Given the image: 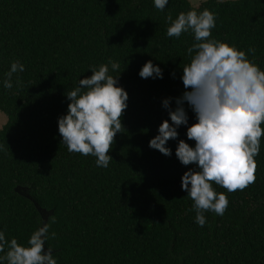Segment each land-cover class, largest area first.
I'll return each instance as SVG.
<instances>
[{
	"label": "trees",
	"instance_id": "16d2710c",
	"mask_svg": "<svg viewBox=\"0 0 264 264\" xmlns=\"http://www.w3.org/2000/svg\"><path fill=\"white\" fill-rule=\"evenodd\" d=\"M205 8L216 14L212 38L245 51L264 70V0H206L197 7L169 0L164 11L153 0H0V112L7 118L0 129V231L6 239L27 245L42 226L36 202L53 211L46 248L57 264H264V137L255 182L233 193L213 185L229 204L223 216L206 212L203 227L181 190V176L196 166L175 157L178 140L194 147L186 138L196 122L187 103V126L166 144L172 155L148 146L169 119L162 100L185 91L180 77L194 43L191 33L167 37L166 16ZM109 58L120 64L117 71L109 65V75L129 99L123 131L108 153L112 161L101 168L95 157L67 151L57 120L67 114L65 94L91 76L89 66ZM149 60L163 79L139 77ZM13 61L24 71L5 89ZM16 187L26 188L30 199Z\"/></svg>",
	"mask_w": 264,
	"mask_h": 264
},
{
	"label": "clouds",
	"instance_id": "9594fccd",
	"mask_svg": "<svg viewBox=\"0 0 264 264\" xmlns=\"http://www.w3.org/2000/svg\"><path fill=\"white\" fill-rule=\"evenodd\" d=\"M169 0H153L154 8L164 11ZM166 35L179 39L191 33L194 43L187 48L190 61L182 68L180 77L185 91L178 98H165L162 107L168 120L158 127V134L150 139L149 148L165 157L172 155L166 146L177 140V129L188 124L184 104L191 108L196 122L187 126L186 138L178 140L175 157L189 168L181 176V190L192 201L195 223L206 224L205 213L223 216L229 200L217 185L233 193L243 191L255 182L261 138L264 137V70L248 59L245 51L212 38L216 14L203 11L180 12L175 19L166 16ZM255 56L256 49L247 50ZM120 69V64L109 58L107 64L89 66L90 77L79 79L78 85L68 91L67 114L57 120L61 143L69 153L95 157L97 167L107 168L117 133L123 131L122 116L127 109V92L118 85V77L109 75ZM24 71V65L13 61L5 73V89L13 87V74ZM142 79H163V70L147 61L138 73ZM175 77V73L170 74ZM21 82L17 79V84ZM175 99V108L170 106ZM169 120L171 123H169ZM54 221V218L52 220ZM49 223H43L21 245L15 238L6 239L0 231V264H57L53 251L46 248ZM55 238V233H52Z\"/></svg>",
	"mask_w": 264,
	"mask_h": 264
},
{
	"label": "water",
	"instance_id": "95a60500",
	"mask_svg": "<svg viewBox=\"0 0 264 264\" xmlns=\"http://www.w3.org/2000/svg\"><path fill=\"white\" fill-rule=\"evenodd\" d=\"M14 191L16 193H18L19 195H21L27 199H30V196H29L26 188L16 187L14 189ZM33 203H34L35 208L37 209L38 213L40 214V216L42 218V224L47 223L48 217L53 213V211H46L45 209H42L36 202H33Z\"/></svg>",
	"mask_w": 264,
	"mask_h": 264
},
{
	"label": "rangeland",
	"instance_id": "374dc122",
	"mask_svg": "<svg viewBox=\"0 0 264 264\" xmlns=\"http://www.w3.org/2000/svg\"><path fill=\"white\" fill-rule=\"evenodd\" d=\"M206 1V0H188V2L191 4V6L193 7H197L199 4H201V2ZM220 1H224V0H220ZM7 118L6 116L0 112V129L2 128V126L6 123Z\"/></svg>",
	"mask_w": 264,
	"mask_h": 264
}]
</instances>
